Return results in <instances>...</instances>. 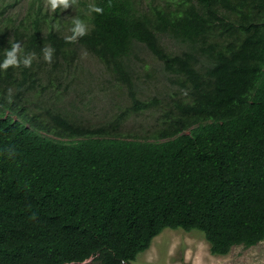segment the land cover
<instances>
[{
    "label": "trees",
    "instance_id": "obj_1",
    "mask_svg": "<svg viewBox=\"0 0 264 264\" xmlns=\"http://www.w3.org/2000/svg\"><path fill=\"white\" fill-rule=\"evenodd\" d=\"M77 1L29 0L17 19L20 0H0V264H132L165 228L214 255L263 241L264 0ZM143 52L180 91L140 97ZM82 53L126 93L105 126L54 94L88 75ZM158 107L151 140L117 134Z\"/></svg>",
    "mask_w": 264,
    "mask_h": 264
},
{
    "label": "rangeland",
    "instance_id": "obj_2",
    "mask_svg": "<svg viewBox=\"0 0 264 264\" xmlns=\"http://www.w3.org/2000/svg\"><path fill=\"white\" fill-rule=\"evenodd\" d=\"M29 0H20V3L15 6L12 12L14 17L19 19L22 17L27 8ZM45 4H55L65 2L68 7L74 9L76 5H79L77 0H44ZM145 1V0H144ZM146 2V1H145ZM144 6V5H143ZM72 13L75 10H71ZM70 18V17H67ZM65 18V19H67ZM163 44L168 51H176L178 46L168 39H164ZM140 57L143 59L139 61L143 65L144 69L139 71L144 74L145 71L153 72L152 79H147L146 76H142V92L140 97L142 99H152L158 97L160 100L165 94H171L176 91H180L179 87L167 82L162 74L159 72L157 60L150 56L148 53L143 52ZM143 62V63H142ZM81 68L88 72L87 76L81 75L76 79L75 91L74 86L71 89H67L61 92L54 88H49L45 80L42 78L41 84L55 90L54 94H63L61 102L72 101L75 99L76 92L80 93L79 100L91 104V111L84 114L83 119L88 124L93 126H105L109 123L107 119L110 111V103H120L128 107L125 90H115L107 88L108 79L107 73H105L104 67L94 57L87 53H82L80 61L78 63ZM72 81L70 78L65 81L56 82L54 84L59 87H64L66 83ZM113 93L111 94V92ZM47 93H50L49 91ZM106 94V96H104ZM30 95V94H29ZM45 96L46 98L49 96ZM52 94L49 96L50 98ZM29 101L34 106L38 104V111L48 109L44 107L46 99L38 97V100L30 98ZM112 100V101H110ZM37 102V103H36ZM117 109L114 110L116 112ZM113 112V113H114ZM161 114L160 108H154L153 110L141 111L137 115L129 117L126 124L121 125L117 129V134H126L128 136H139L151 140L156 133L162 128L159 123V115ZM79 120H82L79 118ZM115 134V135H117ZM113 136V134H112ZM121 136V135H120ZM132 264H264V240L256 244L255 246L246 248L242 245L234 246L226 255H214L210 251V245L206 241L203 233L197 230L184 231L182 229L165 228L160 234L153 238L150 246L144 252L139 253Z\"/></svg>",
    "mask_w": 264,
    "mask_h": 264
}]
</instances>
